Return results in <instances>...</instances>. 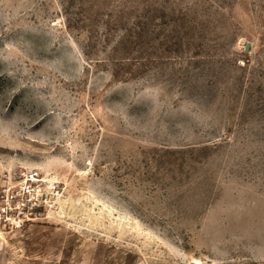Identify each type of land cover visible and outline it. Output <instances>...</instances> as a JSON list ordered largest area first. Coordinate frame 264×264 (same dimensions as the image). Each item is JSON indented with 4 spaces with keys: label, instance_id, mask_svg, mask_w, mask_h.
Returning a JSON list of instances; mask_svg holds the SVG:
<instances>
[{
    "label": "rangeland",
    "instance_id": "374dc122",
    "mask_svg": "<svg viewBox=\"0 0 264 264\" xmlns=\"http://www.w3.org/2000/svg\"><path fill=\"white\" fill-rule=\"evenodd\" d=\"M0 264H264V0H0Z\"/></svg>",
    "mask_w": 264,
    "mask_h": 264
},
{
    "label": "built area",
    "instance_id": "2783aa9c",
    "mask_svg": "<svg viewBox=\"0 0 264 264\" xmlns=\"http://www.w3.org/2000/svg\"><path fill=\"white\" fill-rule=\"evenodd\" d=\"M37 180L35 171L18 172L16 184L6 188L0 196V224L5 225L12 216H20V211L26 207V200L33 193Z\"/></svg>",
    "mask_w": 264,
    "mask_h": 264
}]
</instances>
